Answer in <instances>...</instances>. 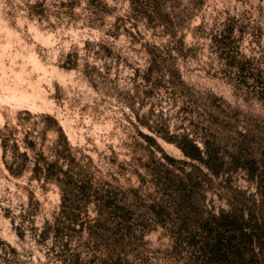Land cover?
<instances>
[{"label":"rangeland","instance_id":"374dc122","mask_svg":"<svg viewBox=\"0 0 264 264\" xmlns=\"http://www.w3.org/2000/svg\"><path fill=\"white\" fill-rule=\"evenodd\" d=\"M206 92L229 105V134L256 160L258 179L244 170L235 179L264 230V0H0V125L22 108L48 112L94 160L107 146L127 159L137 129L151 133L134 112L169 134L203 133ZM213 186L209 204L226 206ZM58 203L55 188L9 176L0 163V264H222L204 255L199 239L152 232L116 240L93 208L71 222ZM251 250L249 264H264V244Z\"/></svg>","mask_w":264,"mask_h":264},{"label":"trees","instance_id":"16d2710c","mask_svg":"<svg viewBox=\"0 0 264 264\" xmlns=\"http://www.w3.org/2000/svg\"><path fill=\"white\" fill-rule=\"evenodd\" d=\"M117 20L112 23L114 34L118 33ZM153 68L151 63L145 70ZM172 75L188 92L193 90L178 69ZM142 77L147 81V74ZM203 100L208 119L203 133L169 134L167 125L149 123L134 112L138 124L151 133L137 129L127 159H118L117 152L107 146L108 152L104 149L94 160L71 142L53 114L22 108L0 125V163L9 176H25L40 186L55 188L61 213L71 222L79 210L90 207L102 231L116 240L152 232L199 239L201 251L212 262L249 264L253 245L264 244V230L245 203L248 197L238 188L235 173L244 170L251 179H258L256 160L245 140L229 134L234 130L229 105L212 92H206ZM214 125L222 134L210 129ZM156 136L175 145L182 158L166 154ZM155 150L161 152L160 157ZM102 159L105 170L99 165ZM261 178L263 187L264 176ZM214 184L221 188L218 195L226 206L209 204L208 191Z\"/></svg>","mask_w":264,"mask_h":264}]
</instances>
